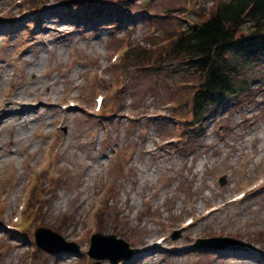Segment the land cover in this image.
I'll list each match as a JSON object with an SVG mask.
<instances>
[{
    "label": "rangeland",
    "instance_id": "obj_1",
    "mask_svg": "<svg viewBox=\"0 0 264 264\" xmlns=\"http://www.w3.org/2000/svg\"><path fill=\"white\" fill-rule=\"evenodd\" d=\"M95 1L0 0V109L13 85L17 99L40 101L39 117L26 113L28 127L10 118L0 124V222L16 225H0V264H111L88 253L97 231L134 252L142 238H168L132 264H264V56L241 69L240 94L194 116L200 78L172 47L221 0ZM28 9L45 10L44 20L28 16L23 32L11 29ZM128 49L156 52L158 60H127ZM97 94L105 96L99 112ZM243 191L246 197L201 217ZM80 192L91 195L83 209ZM23 218L30 230L18 228ZM41 227L75 245L39 247ZM215 236L244 246L198 247L199 238Z\"/></svg>",
    "mask_w": 264,
    "mask_h": 264
},
{
    "label": "trees",
    "instance_id": "obj_2",
    "mask_svg": "<svg viewBox=\"0 0 264 264\" xmlns=\"http://www.w3.org/2000/svg\"><path fill=\"white\" fill-rule=\"evenodd\" d=\"M263 50L264 0L223 1L207 21L182 33L172 49L174 56L189 55L205 75L194 95L195 111L206 112L226 96L240 94L247 85L241 69L257 61ZM148 55L129 51L127 60Z\"/></svg>",
    "mask_w": 264,
    "mask_h": 264
},
{
    "label": "bare ground",
    "instance_id": "obj_3",
    "mask_svg": "<svg viewBox=\"0 0 264 264\" xmlns=\"http://www.w3.org/2000/svg\"><path fill=\"white\" fill-rule=\"evenodd\" d=\"M45 10L40 9V11L38 13H33V18L38 20L39 22H42L43 16H42V12ZM19 13V14H18ZM17 13V20H21L20 23H14L13 25H9L11 29L13 30H22V32L24 31V28L21 27V25L25 22V18L24 15L25 13H20V11H18ZM19 16V17H18ZM32 39H35V37H33ZM1 77V75H0ZM16 86L17 85H13L12 91H10L9 93L6 94V96L2 99V109H1V113H0V124L3 123L7 118L13 119L14 121H19L21 123V126L23 128H26L29 126L30 124V117H28V115H26L27 112H29V110H32L36 113L35 118L39 117V111L34 110V108H37V105H31L30 104V100L27 99H23V100H19L17 99V95H16ZM39 105V104H38ZM11 112H13V115H9ZM4 120V121H3ZM205 126H202V130L204 131ZM44 132V130H43ZM91 195L87 194L84 195L80 192L79 196H77V204L78 206H80L82 209L85 206V203L88 201L89 197ZM157 195L154 194L152 195V198H156ZM95 197L93 195L92 197V202L94 201ZM129 200V197H127L125 199V201ZM144 201L145 202H149L150 201V196L146 195L144 197ZM59 209V208H58ZM192 210H196L195 207L192 208ZM221 208L218 206H215L212 211L210 212V216H205V218H209L212 215H214L215 213L220 212ZM89 209L87 210V212L85 213L84 217H83V221H84V225L83 228L88 229V222L89 219L87 217ZM77 220H80V217H77ZM214 226H211V228H213ZM82 229V228H81ZM68 230H70L69 232L75 236L77 234L74 233V231H76V226H71ZM187 237H189L188 232L186 231ZM149 238V239H148ZM148 238H142L141 241L139 242V249H138V254H135L133 257H131L130 259H126L122 262V264H132L133 260H136L141 253H146V254H151V251H153L155 249V246L152 244L153 240H150V237ZM165 242H167V239L164 240ZM63 256L60 255L59 258ZM63 259V258H61Z\"/></svg>",
    "mask_w": 264,
    "mask_h": 264
},
{
    "label": "water",
    "instance_id": "obj_4",
    "mask_svg": "<svg viewBox=\"0 0 264 264\" xmlns=\"http://www.w3.org/2000/svg\"><path fill=\"white\" fill-rule=\"evenodd\" d=\"M50 233V235H46V233ZM51 236V237H50ZM53 237H56V241H53V243H58L57 241L62 242V244H66L63 240V238L61 236H59L57 233L52 232L51 230L48 229H41L40 231H38L37 234V242L39 245L47 247L48 249H53L52 246H49V244H47L49 241H51L53 239ZM95 239L97 240V243L100 241H104L106 239L108 242H106V246L102 248V251H98V250H93L91 252V254L96 257V258H110L113 264H116L118 262L119 256H116L111 250H114V246L115 243L111 242L112 240L115 239V236H104L102 234H97L95 236ZM117 243L119 244H125V242L121 239H119V241L116 240ZM227 242H229L230 244H238L237 242L233 241V240H228ZM123 244V245H124ZM58 246V245H57ZM60 246V245H59ZM95 247V246H94ZM93 247V248H94ZM103 249L106 250L103 252ZM124 256V255H123Z\"/></svg>",
    "mask_w": 264,
    "mask_h": 264
}]
</instances>
